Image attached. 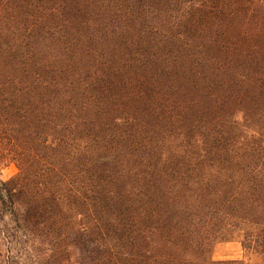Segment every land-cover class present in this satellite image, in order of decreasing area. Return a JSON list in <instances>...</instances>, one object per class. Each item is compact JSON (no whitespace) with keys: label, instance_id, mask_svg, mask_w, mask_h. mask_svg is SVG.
Wrapping results in <instances>:
<instances>
[{"label":"trees","instance_id":"16d2710c","mask_svg":"<svg viewBox=\"0 0 264 264\" xmlns=\"http://www.w3.org/2000/svg\"><path fill=\"white\" fill-rule=\"evenodd\" d=\"M0 159V264H264V0H0Z\"/></svg>","mask_w":264,"mask_h":264},{"label":"rangeland","instance_id":"374dc122","mask_svg":"<svg viewBox=\"0 0 264 264\" xmlns=\"http://www.w3.org/2000/svg\"><path fill=\"white\" fill-rule=\"evenodd\" d=\"M17 172V167L13 161L0 159V179L7 180ZM232 236L214 243L211 251L213 259H244L252 262L261 260L259 255L243 248L241 244L242 234L240 232L236 231Z\"/></svg>","mask_w":264,"mask_h":264}]
</instances>
